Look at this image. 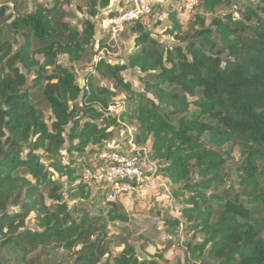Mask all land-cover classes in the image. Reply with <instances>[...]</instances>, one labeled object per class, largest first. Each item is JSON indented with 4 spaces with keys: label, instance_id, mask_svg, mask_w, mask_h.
Here are the masks:
<instances>
[{
    "label": "trees",
    "instance_id": "1",
    "mask_svg": "<svg viewBox=\"0 0 264 264\" xmlns=\"http://www.w3.org/2000/svg\"><path fill=\"white\" fill-rule=\"evenodd\" d=\"M11 1L10 14L0 6V264H163V252L141 259L132 245L114 253L108 223L128 224L130 216L107 201L105 188L93 195L86 177L111 149L113 132L129 128L125 143L150 152L182 206L164 225L183 264H264V0L223 17L225 0H199L191 31L170 13L173 48L152 37L144 18L128 23L137 48L128 64L95 66L112 88L94 86L92 74L80 87L59 59L83 60L96 42L92 19L113 0H86L89 19L77 26L59 23L57 6L21 13L20 0ZM129 69L142 74V92L122 76ZM121 94L125 107L114 113ZM238 140L230 183L224 171ZM67 197L107 210L71 207Z\"/></svg>",
    "mask_w": 264,
    "mask_h": 264
},
{
    "label": "rangeland",
    "instance_id": "2",
    "mask_svg": "<svg viewBox=\"0 0 264 264\" xmlns=\"http://www.w3.org/2000/svg\"><path fill=\"white\" fill-rule=\"evenodd\" d=\"M184 1L162 0L161 4H159L160 9L154 10L150 16L145 17L142 21L144 27L152 34V37L157 39L164 47L173 48L179 45V42L173 36L166 34V31L171 28L169 21L170 13H179L178 20L183 26L184 31H191L192 29L195 12H182ZM38 3L49 7L57 6L61 12L58 17L59 23L64 22L71 26H77L89 19L86 0H20L18 8L21 13L31 12ZM118 3L119 0H113L107 9L101 11V15L98 18L92 19L97 29L96 42L93 47L87 50L81 62L70 63L67 57H60L59 59L61 65L70 68L74 72L80 87H84L89 75L92 74L95 76L94 86L98 88H112L114 81L107 71L105 69L103 73L95 71L98 61L104 59L111 65H127L129 55L137 51L135 44L136 35L132 33L129 24L125 25L117 36H112L102 26V22L105 19V17L102 18V15H108L111 11H114ZM248 4H251V0H225V3L218 7L217 15L221 17L228 14L239 16L238 11L241 5ZM2 5H7V14L13 12L14 3L11 0H0V6ZM102 45H105V48H102ZM15 47L17 48L18 45ZM122 76L137 92L144 90L145 86L141 80L142 74L139 71L129 69ZM35 102L37 107L45 113L46 120L50 124L51 111L48 105L37 95ZM114 103L115 107L111 108L110 111L117 113L125 107L124 95L121 94L119 97H116ZM127 133L128 135H133V129L115 130L111 140L108 142V146L117 150L127 148L129 144L125 143L124 140ZM241 154L242 144L238 140L237 144L233 147L232 160L227 164L225 173L231 175L230 173L241 161ZM94 163H97V161ZM232 180L233 177L231 175L229 182L231 183ZM98 187L93 185V195L96 194ZM169 189L170 191L159 189L158 191L149 192L141 203H133L126 197L118 201L129 214L130 221L128 224L108 223L109 238L114 243L115 254H119L126 246L132 245L136 248L138 256L141 259H148L149 256L163 252V264H183V251L178 242L168 236L164 225L165 218L179 217L182 208L173 199L171 187ZM67 201L71 207L75 203H78L80 207L88 209L94 214L106 212L107 210L103 202H95L92 199L83 204H80L78 200L73 201L69 197H67Z\"/></svg>",
    "mask_w": 264,
    "mask_h": 264
},
{
    "label": "built area",
    "instance_id": "3",
    "mask_svg": "<svg viewBox=\"0 0 264 264\" xmlns=\"http://www.w3.org/2000/svg\"><path fill=\"white\" fill-rule=\"evenodd\" d=\"M199 0H185L184 9L191 12ZM123 2V4H122ZM162 0H119L115 10L117 17H106L102 26L112 36H117L130 22L150 16ZM127 148L104 150L98 155V168L93 174L87 171L86 177L94 185L108 190L107 201L115 203L123 197L133 203H141L149 192L163 189L170 191L166 180L157 172L156 163L151 160L150 152L136 147L132 141Z\"/></svg>",
    "mask_w": 264,
    "mask_h": 264
},
{
    "label": "water",
    "instance_id": "4",
    "mask_svg": "<svg viewBox=\"0 0 264 264\" xmlns=\"http://www.w3.org/2000/svg\"><path fill=\"white\" fill-rule=\"evenodd\" d=\"M103 149H104V147H103Z\"/></svg>",
    "mask_w": 264,
    "mask_h": 264
}]
</instances>
